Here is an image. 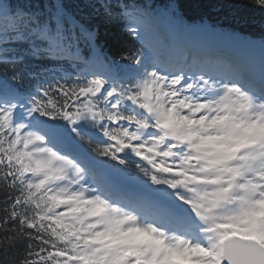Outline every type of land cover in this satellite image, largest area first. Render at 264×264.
Wrapping results in <instances>:
<instances>
[{"label":"snow or ice","instance_id":"1","mask_svg":"<svg viewBox=\"0 0 264 264\" xmlns=\"http://www.w3.org/2000/svg\"><path fill=\"white\" fill-rule=\"evenodd\" d=\"M203 6L168 12L215 31L185 25ZM213 6L264 34V0ZM80 9L0 0V264H264V66L173 57L129 0ZM101 22L140 47L107 57Z\"/></svg>","mask_w":264,"mask_h":264},{"label":"trees","instance_id":"2","mask_svg":"<svg viewBox=\"0 0 264 264\" xmlns=\"http://www.w3.org/2000/svg\"><path fill=\"white\" fill-rule=\"evenodd\" d=\"M19 2L21 4H26L28 0H19ZM129 2H134L150 10L155 19L159 21V26L170 29V26L173 25V30L171 31L174 32L175 35L178 36V40L181 41V35L184 29L179 22L173 21L170 18L168 12L169 6L173 3V0H129ZM181 2L187 4L189 0H181ZM216 2L217 0H204V6L198 10L192 11L186 9L187 19L185 25L195 21L198 26L201 17H206V25L216 26L215 31H191L193 46L198 48L201 45L212 44L216 39V35H218L219 43H222L226 49L231 48L235 51L243 52L246 48L241 51V45L237 43L238 39L249 38L250 43L247 49H250L253 61L258 60L262 55L264 56V49L261 48V41L262 38H264V34L261 33L258 26H249L242 29V35L236 39V42L231 43L225 40L222 33L229 31L231 18L227 16L224 11L213 6ZM63 3L67 5L70 12H74L78 15L80 14L81 0H63ZM246 11H251V9H246ZM99 44L104 55L109 58H118L121 51L140 47V41L136 40L134 37L127 36L120 23L101 22ZM67 67V64H65V68ZM28 83L29 82L26 81V84Z\"/></svg>","mask_w":264,"mask_h":264},{"label":"rangeland","instance_id":"3","mask_svg":"<svg viewBox=\"0 0 264 264\" xmlns=\"http://www.w3.org/2000/svg\"><path fill=\"white\" fill-rule=\"evenodd\" d=\"M172 26L173 25H171L170 26V29L168 30V31H170V33L174 36V38L176 39V40H178L179 38H178V36L177 35H175V33L174 32H172L171 30H173V28H172ZM223 33H225V32H223ZM190 35H191V33H189V34H186V36H187V38L189 39L190 38ZM216 38H218V35H216ZM224 38H225V40H228L229 42H236V39H232V40H229V39H231V38H227V37H225L224 36ZM228 42V43H229ZM238 44H240L241 45V51H243L245 48H248V45H249V43H250V39L249 38H242V39H238V42H237ZM185 47L184 48H190V46L187 44H183ZM183 48V49H184ZM223 50V49H225V47L222 45V47H220V49L218 48L217 49V52L218 53H224V52H221L220 50ZM229 50H231V51H235L234 49H231V48H228ZM227 53V52H226ZM217 54V53H216ZM177 57H178V55H177ZM194 57V56H193ZM218 57L219 56H217L216 58L218 59ZM195 58H197L196 56H195ZM208 60H210V61H214V57H211V58H207ZM221 59V58H220ZM219 59V60H220ZM253 65H254V67H255V69L256 70H262V66H264V56L262 55L258 60H254L253 61ZM246 72H252L254 75H260V73H258L256 70H254L253 68H252V66L250 67V68H248L247 69V67H246Z\"/></svg>","mask_w":264,"mask_h":264},{"label":"bare ground","instance_id":"4","mask_svg":"<svg viewBox=\"0 0 264 264\" xmlns=\"http://www.w3.org/2000/svg\"><path fill=\"white\" fill-rule=\"evenodd\" d=\"M228 63V62H227ZM234 64H235V66H239L240 67V65L238 64V63H236V62H234ZM227 66V65H226ZM242 70V69H241Z\"/></svg>","mask_w":264,"mask_h":264}]
</instances>
